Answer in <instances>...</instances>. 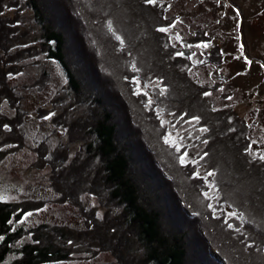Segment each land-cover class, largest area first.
<instances>
[{
    "label": "trees",
    "instance_id": "obj_1",
    "mask_svg": "<svg viewBox=\"0 0 264 264\" xmlns=\"http://www.w3.org/2000/svg\"><path fill=\"white\" fill-rule=\"evenodd\" d=\"M21 2L16 11L30 10L29 20L40 29L42 54L37 55L60 65L70 92L83 98L81 104L90 114L92 125L84 122L75 134L67 129L69 141L84 143L99 168L92 178L84 170L68 173L71 161L64 162L63 154L66 150L70 154V145L59 143L49 151L42 142L55 155V160L51 157L44 165L50 170L49 188L59 196L60 204L77 208L82 228L72 223L15 227L45 203L0 198V264H61L73 261V255L82 251L86 259H92L104 253L102 247L90 243L91 236L101 232L113 239L107 250L118 261L120 253L123 264H264V235L254 230L256 225L264 229V164L248 159L245 120L229 110L213 108L205 95L209 89L187 76L189 62L185 61L192 55L189 43L182 41V48L176 49L166 33L159 31L170 27L172 19L155 2L146 0ZM118 9L124 16L117 17ZM22 18L10 19L0 7L3 43L17 38L14 33L24 24ZM198 38L194 43L212 41L204 32ZM188 52L185 59L178 58ZM17 62H0V165L24 146L23 113L16 110L9 118L3 114V101L10 103L18 96L13 88L8 93L4 84L21 69ZM136 78L145 84L159 81L152 87V98L136 89ZM118 108L123 121L116 116ZM164 117L170 123L196 121L201 130L206 129L199 137L206 144L196 158L205 166L204 176L199 175L198 165L181 164L187 146L177 151L164 143L168 135V127L161 123ZM58 159L61 162L55 166ZM209 172L214 173L209 176L212 184L207 182ZM63 179L66 182L61 186ZM94 182L93 190L89 184ZM96 190L106 192L118 211L108 209L97 217L100 200L97 208H86L83 196ZM255 243L258 248H249Z\"/></svg>",
    "mask_w": 264,
    "mask_h": 264
},
{
    "label": "rangeland",
    "instance_id": "obj_2",
    "mask_svg": "<svg viewBox=\"0 0 264 264\" xmlns=\"http://www.w3.org/2000/svg\"><path fill=\"white\" fill-rule=\"evenodd\" d=\"M10 1L0 0V7L6 10V16L10 19L23 15L24 24H20V30L14 33L17 38L13 43H3L0 40V62L18 61L17 66L22 71L19 70L16 75L4 80L7 92L13 88L19 97L13 96L10 103L3 101V114L9 118L16 110L23 113L24 125L21 126V132L24 136V146L0 165V198L15 203L32 201L45 203L41 209L25 215L17 223L14 222L15 227L28 229L41 224L51 227L72 223L73 227L79 229L82 228L83 222L77 208L59 203V196L57 197L49 188L50 170L44 165L50 162L52 157L48 150H54L59 143L66 142L70 145V154L66 150L63 154L66 158L63 159L64 162L67 159L71 161L66 172L78 173L84 170L85 173L91 174L90 178L96 176L98 162L86 153L84 143L70 142L71 137L67 131L72 129L74 134L80 132V125L84 122H89V126L92 125L91 117L87 114L86 106L81 104L83 98L76 97L70 92L66 75L60 65L46 60L43 55H37L42 54L38 47L41 40L40 29L29 20L30 10H21V7L20 14L16 10L22 5L21 0ZM155 3L166 17L172 19L170 27L165 31L167 41L176 49L182 48V41L189 43L192 55L187 57L189 61L187 59L185 61L189 62L187 76L206 90L209 89L208 97L213 108L229 110L245 120L249 127L246 138L243 137L247 141L248 159L250 158L249 160L255 164L262 162L260 164L262 165L264 162L261 159L264 156V18L260 19V17L264 16V0H155ZM124 12L126 13L125 9ZM115 13L117 17L124 16L122 9H118ZM78 18L79 16L76 15L75 19ZM81 19L86 23L84 17ZM77 29L82 31L80 27ZM201 32L211 37L212 41L194 43L196 39L201 40L198 38ZM9 38L11 40L10 36ZM85 47L87 48V45ZM16 54L19 56L15 59ZM187 55L189 52L178 58L185 59ZM101 67L105 69L104 66ZM43 72L46 76H42ZM106 76L108 77V74ZM134 81L136 89L150 98L153 95L152 87L159 85V81L156 80L151 84H145L138 78ZM1 90L3 92V89ZM7 97L10 98V95ZM87 102L89 104L88 100ZM39 110L43 111L40 113ZM116 112V116L121 118L120 108ZM121 120L123 121L124 118ZM170 120L168 117L163 118V124L168 127V135L171 134V138L176 140L180 150L184 146L188 147L184 164L198 165L199 175L204 176L205 166L196 158L206 144L199 142V137H202L205 130H201L196 121L170 123ZM42 142L46 144L48 150ZM54 157L55 155L52 160H55ZM60 162L58 159L55 166ZM4 176L7 177V184L3 183ZM64 178L68 180L69 176ZM65 182L63 179L60 185H65ZM207 182L212 184L209 176ZM94 185L96 182L89 184L91 189ZM181 195L184 196L182 193ZM108 197L106 192L96 190V194L93 195L86 193L82 202L86 208H97L100 200L103 209L99 207L96 214L100 217L108 209L118 211L116 203H110ZM184 199L186 203L189 202L185 196ZM105 229L106 227L103 230ZM254 230L260 236L264 235L262 227L256 225ZM101 234L103 233L91 236L90 243L102 247L104 253L86 259L82 251L85 247L79 246L82 252L79 254L76 250L75 253L78 254L73 255V261L61 264H120L121 262L123 264L120 253L118 256L121 262L115 259L116 254L113 251L107 250L113 239ZM254 245L249 248L255 250L259 246L256 243Z\"/></svg>",
    "mask_w": 264,
    "mask_h": 264
},
{
    "label": "snow or ice",
    "instance_id": "obj_3",
    "mask_svg": "<svg viewBox=\"0 0 264 264\" xmlns=\"http://www.w3.org/2000/svg\"><path fill=\"white\" fill-rule=\"evenodd\" d=\"M146 2H147V3H154L155 0H146ZM108 29H109L110 32L112 31L111 23H109V25H108ZM159 31H161V32H165V31H167V29H165V28H160ZM114 35H115V34H114ZM115 39L118 40V41H120L122 44L124 43V41L122 40V38H121L120 36H118V35L115 36ZM205 46H206V45H205ZM162 93H163V90H162ZM205 95H208V93H205ZM150 102H151V101H150ZM161 123H162V126H163V121H162ZM205 130H206V129H205ZM164 143H165V144H170L171 146L176 147L177 151L180 150V149H179V146L176 144V140L171 138V134H169L167 137H165V139H164ZM205 155H206V153H205ZM186 156H187V153H185L184 156H181V157H180V162H181V164H184V163H185V157H186ZM261 159L264 160V156H262ZM197 175H198V174H197ZM212 175H214L213 172H209V173H208V176H212ZM29 215H30V214H29ZM229 227H231V225H229Z\"/></svg>",
    "mask_w": 264,
    "mask_h": 264
},
{
    "label": "bare ground",
    "instance_id": "obj_4",
    "mask_svg": "<svg viewBox=\"0 0 264 264\" xmlns=\"http://www.w3.org/2000/svg\"><path fill=\"white\" fill-rule=\"evenodd\" d=\"M171 46V45H170ZM180 49V48H179ZM171 52V51H170ZM174 57V56H173ZM178 66V65H177ZM175 70V69H174ZM137 74V73H136ZM186 75V74H185ZM184 78V77H183ZM191 81V80H190ZM155 87V86H154ZM153 87V88H154ZM185 105V104H184ZM189 107H192V106H189ZM184 109V108H183ZM154 112V111H153ZM194 112V111H193ZM151 113V112H150ZM247 131V130H246ZM207 134H209V133H207ZM206 134V135H207ZM208 136V135H207ZM248 155V154H247ZM205 158V157H204ZM264 164V163H263ZM255 165V164H254ZM208 169V168H207ZM218 176V175H217ZM215 179V178H214ZM212 180V179H211ZM195 187V186H194ZM191 197V196H190ZM204 199V198H203ZM205 201H207V200H205ZM204 201V202H205ZM220 201V200H219ZM198 202V201H197ZM228 202V201H227ZM230 204V203H229ZM191 206V205H190ZM221 206V205H220ZM229 206V205H228ZM182 208V207H181ZM207 208V207H206ZM222 210V209H221ZM183 211V210H182ZM209 211V210H208ZM209 212H207V214H208ZM203 214V213H202ZM206 214V215H207ZM240 216V215H239ZM209 217V216H208ZM218 219V218H217ZM207 220V219H206ZM216 222V221H215ZM228 223V222H227ZM217 224V223H216ZM214 225V224H213ZM221 226H222V224H221ZM214 227V226H213ZM215 228V227H214ZM229 231V230H228ZM230 234V233H229ZM232 238V237H231ZM242 241V240H241ZM226 242H227V240H226ZM256 242V241H255ZM258 242V241H257ZM261 243H262V241H261ZM230 245V244H229ZM246 248V247H245ZM264 254V253H263Z\"/></svg>",
    "mask_w": 264,
    "mask_h": 264
}]
</instances>
